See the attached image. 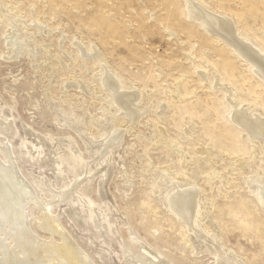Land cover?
Instances as JSON below:
<instances>
[{
	"label": "rangeland",
	"instance_id": "374dc122",
	"mask_svg": "<svg viewBox=\"0 0 264 264\" xmlns=\"http://www.w3.org/2000/svg\"><path fill=\"white\" fill-rule=\"evenodd\" d=\"M196 2L264 50V0ZM184 7L0 0V162L7 148L34 191L38 241L61 242L49 215L93 264H138L126 237L157 264H264V132L230 117L238 106L264 120V80ZM106 74L136 95L134 115ZM188 189L190 224L168 203Z\"/></svg>",
	"mask_w": 264,
	"mask_h": 264
},
{
	"label": "bare ground",
	"instance_id": "6f19581e",
	"mask_svg": "<svg viewBox=\"0 0 264 264\" xmlns=\"http://www.w3.org/2000/svg\"><path fill=\"white\" fill-rule=\"evenodd\" d=\"M183 14L189 21L199 25L215 41L225 43L231 52L244 58L255 69V74L264 80V50L245 37L239 39L237 28L227 16H221L200 6L196 0H185ZM13 39L12 35L11 40L14 41ZM102 82L113 92V96L124 111L134 115L135 111L132 110V106L136 95L126 91L121 93L118 83L116 84L110 74H106ZM221 85L223 84L216 80L213 88L217 89ZM229 95L233 96L231 91H229ZM237 108H231L232 121L250 136L253 135V138L261 136L264 132V120L238 106ZM2 152L4 158L8 157V162L6 164L0 162V264H50V262L53 264H93L89 257L71 241L68 234L60 228L57 221L49 215L46 216L43 225L44 231L57 234L61 240L60 244L54 245L50 240L38 241L37 237L32 235L28 227L29 219L26 206L35 197L34 191L20 176L13 158L9 157V150L4 148ZM260 193L264 199V189H261ZM196 197V193L188 189L175 193L168 199V203L178 218L190 224L196 210ZM64 198L66 199V197ZM7 230L8 232H6ZM126 239L131 245L129 249L132 260L138 264H157V262L154 263L146 258L145 252L140 250L139 244L127 237ZM10 243H13L12 248Z\"/></svg>",
	"mask_w": 264,
	"mask_h": 264
}]
</instances>
